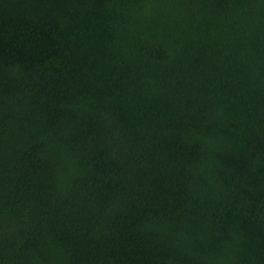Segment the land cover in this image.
<instances>
[{"label": "trees", "instance_id": "trees-1", "mask_svg": "<svg viewBox=\"0 0 264 264\" xmlns=\"http://www.w3.org/2000/svg\"><path fill=\"white\" fill-rule=\"evenodd\" d=\"M0 264H264V0H0Z\"/></svg>", "mask_w": 264, "mask_h": 264}]
</instances>
